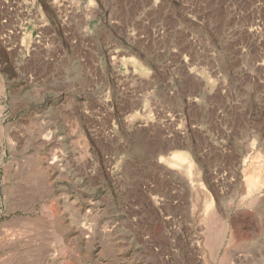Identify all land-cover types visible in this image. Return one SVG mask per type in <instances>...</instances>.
Returning <instances> with one entry per match:
<instances>
[{
	"label": "rangeland",
	"instance_id": "obj_1",
	"mask_svg": "<svg viewBox=\"0 0 264 264\" xmlns=\"http://www.w3.org/2000/svg\"><path fill=\"white\" fill-rule=\"evenodd\" d=\"M0 264H264V0H0Z\"/></svg>",
	"mask_w": 264,
	"mask_h": 264
},
{
	"label": "bare ground",
	"instance_id": "obj_2",
	"mask_svg": "<svg viewBox=\"0 0 264 264\" xmlns=\"http://www.w3.org/2000/svg\"><path fill=\"white\" fill-rule=\"evenodd\" d=\"M258 186H259V185H258ZM258 186L252 184V186H250V187H251V190H249V194H248V195H250L251 192H255V191H254L255 189L258 190V188H257ZM257 190H256V191H257ZM243 200H244V199H243ZM261 204H262V199H261V198H258V197H255V198L252 200V202L250 203V206H252V208L256 210V208L259 207V206H261ZM214 215H215V213L212 212V213H211V216H213V217H212L211 219L216 218V217H214ZM216 219H217V218H216ZM212 222H213V221H212ZM213 224H214V223H213ZM221 231H222V228H220L219 230H217V232H214L213 235H214V236H218V235H219V237H220Z\"/></svg>",
	"mask_w": 264,
	"mask_h": 264
}]
</instances>
